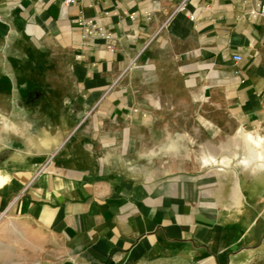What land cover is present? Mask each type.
<instances>
[{"label": "crops", "instance_id": "obj_1", "mask_svg": "<svg viewBox=\"0 0 264 264\" xmlns=\"http://www.w3.org/2000/svg\"><path fill=\"white\" fill-rule=\"evenodd\" d=\"M66 1L0 0V264H264L255 3Z\"/></svg>", "mask_w": 264, "mask_h": 264}, {"label": "built area", "instance_id": "obj_2", "mask_svg": "<svg viewBox=\"0 0 264 264\" xmlns=\"http://www.w3.org/2000/svg\"><path fill=\"white\" fill-rule=\"evenodd\" d=\"M251 1L253 3H255V5H256V8L252 11L251 14L254 17L264 16V3H261L259 1L257 2V0H251ZM74 2H75V0H67L66 5H70ZM191 19L194 20V16H191ZM78 24L83 31V36L85 39H90V38H93L96 36H101L109 42V44L107 46L108 50L116 51V45L111 42L113 40V35L111 33H107L104 30V28L102 26H100L99 23H97V21L95 19H93L91 17L83 16L79 19ZM234 60L237 62L241 61L242 56H240V55L234 56ZM45 170H46V167L43 166L40 168L39 173H41Z\"/></svg>", "mask_w": 264, "mask_h": 264}, {"label": "rangeland", "instance_id": "obj_3", "mask_svg": "<svg viewBox=\"0 0 264 264\" xmlns=\"http://www.w3.org/2000/svg\"><path fill=\"white\" fill-rule=\"evenodd\" d=\"M254 136V135H253ZM255 137V136H254ZM257 138H263V142H262V147L261 149H257L259 150V152H262L264 154V136H258ZM252 143L249 141L248 136L247 135H243L242 136V155L241 158L242 160H244V158H247L248 160L251 159V157L253 156H257V151H252L251 147H252ZM264 162V159H259V164H262Z\"/></svg>", "mask_w": 264, "mask_h": 264}, {"label": "bare ground", "instance_id": "obj_4", "mask_svg": "<svg viewBox=\"0 0 264 264\" xmlns=\"http://www.w3.org/2000/svg\"><path fill=\"white\" fill-rule=\"evenodd\" d=\"M248 139H249V141L252 143V147H251V149H252V151H257V157L259 158V159H264V154L262 153V152H259V150H257V149H261V147H262V142H263V138H257V137H254V136H252V135H249L248 136ZM243 161H245V162H247L248 161V159L247 158H244V160Z\"/></svg>", "mask_w": 264, "mask_h": 264}]
</instances>
